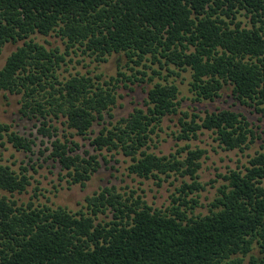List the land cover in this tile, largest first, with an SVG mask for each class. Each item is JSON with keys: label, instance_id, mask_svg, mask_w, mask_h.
I'll return each instance as SVG.
<instances>
[{"label": "trees", "instance_id": "obj_1", "mask_svg": "<svg viewBox=\"0 0 264 264\" xmlns=\"http://www.w3.org/2000/svg\"><path fill=\"white\" fill-rule=\"evenodd\" d=\"M52 33L68 49L101 62L123 54L143 66L136 73L140 80L120 74L132 83L145 82L147 70L155 65L159 69L153 75L159 77L164 70L174 74L190 69L197 101L213 102L231 86L244 105L264 112V0H0V54L8 43L24 42L0 71V91L20 95L21 113L40 120L39 133L55 139L50 156L71 185L85 186L92 179L101 167L100 154L77 153L79 145L67 136L58 138L54 123L64 120L66 129L74 131L71 137L88 136L106 115L114 117L122 80L79 73L61 79L65 55L33 37ZM168 79L152 85L143 108L100 124L91 145L98 152H122L132 160L130 174L143 179L190 176L193 184L181 190L188 196L204 189L197 180L205 153L188 151L182 161L149 152L152 135L166 117L182 113L178 139H198L208 130L229 151L247 148L254 132L243 114L231 110L217 109L204 117L181 112L179 87ZM0 133L7 138L4 146L33 151L35 140L12 126L0 122ZM249 165L224 175L226 184L210 213L195 216L182 197L163 211L140 197L124 199L110 188L87 197L86 213L20 205L13 198L28 191V170L0 164V264H264V152ZM110 213V221H99Z\"/></svg>", "mask_w": 264, "mask_h": 264}, {"label": "rangeland", "instance_id": "obj_2", "mask_svg": "<svg viewBox=\"0 0 264 264\" xmlns=\"http://www.w3.org/2000/svg\"><path fill=\"white\" fill-rule=\"evenodd\" d=\"M238 18L244 22V25L249 24V19L244 16L238 15ZM33 37L36 42L44 45L48 50L59 49L65 55L66 61L61 64V70H59L61 79H68L79 73L93 77L101 76L103 81L116 78L122 82L119 83L117 90L119 97L118 104L112 112L114 117L110 118L106 115L103 123L97 122L88 136L73 135L71 137L70 132L72 131H68L63 125L64 120L54 123L59 129L58 138L64 140V136H67L79 145L77 153L82 156H85L86 152H90L92 155L100 154L101 167L85 186L71 185L66 171H63L60 164L51 158V143L55 139L44 138L39 133L38 130L42 124L40 120L25 117L21 113L22 97L0 91V122L12 126L13 131L21 136L32 138L36 142L31 153L18 151L8 143L4 146L7 138L2 139L0 133V164L10 166L17 172L26 168L28 176L31 177L28 191L24 194L14 195L13 199L17 200L20 205L26 206L29 203H34L36 206L63 207L72 213L80 211L86 213L88 212L87 197H92L105 188H110L122 195L124 199H130L132 202L140 197L152 208L163 211L173 206L174 199L182 197L190 202L189 206L194 207L193 211H188L190 215L193 212L195 216H206L210 213L211 204L218 196L220 188L226 184L223 176L232 170L244 171L246 167L250 166L249 161L252 157L257 153L264 152V112L244 105L233 95L231 86H226L222 91V96L213 102L197 101L191 91L192 71L190 69L187 71L175 70L174 74L164 70L162 77H159L153 75V69H159L155 65L152 69L147 70L148 77L145 82L132 83L126 78L132 77V81H135L134 75H136V78L140 80L142 75L136 73L143 72L145 69L143 66L137 67L129 62L123 54H114L108 58L107 62H101L95 56L85 55L77 49H68L65 41L56 33L47 37L39 34ZM23 44L22 41L17 44L8 43L4 46L0 54V71L12 53ZM146 64L151 65V62ZM121 73H125L126 78H122ZM150 76L154 77L153 83L149 82ZM166 76H169V82L175 83L179 87L181 112H190L204 117L206 112L217 109L231 110L243 114L254 132V136L249 139L247 148L229 151L220 145L217 135L208 130L201 131L198 139L189 141L178 139L179 120L183 117L182 113L166 117L160 128L152 135L149 152L158 156L176 155L182 161L186 158L188 151L202 150L205 153L200 160L201 169L198 171L197 180L204 189L194 190L188 196H185L181 190L185 184H193L190 176L171 173L169 177L160 175L158 179H143L130 174L128 168L132 164V160L124 156L122 152L106 150L98 152L91 145L92 139L99 134L102 128L100 124L108 125L109 122H116L121 118L128 117L136 107L143 108L147 91L156 82L164 83L163 78ZM72 133L74 134V131ZM7 195L9 196V194ZM191 200L197 201L198 204ZM182 209L186 210L187 207L184 206ZM108 216L100 215L99 221H110L112 213Z\"/></svg>", "mask_w": 264, "mask_h": 264}]
</instances>
